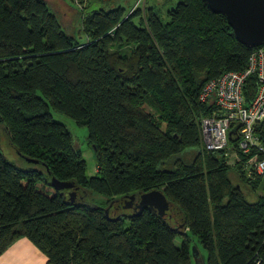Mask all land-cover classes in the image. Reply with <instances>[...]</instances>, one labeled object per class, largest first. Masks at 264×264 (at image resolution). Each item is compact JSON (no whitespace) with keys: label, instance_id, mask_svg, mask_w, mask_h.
<instances>
[{"label":"trees","instance_id":"trees-1","mask_svg":"<svg viewBox=\"0 0 264 264\" xmlns=\"http://www.w3.org/2000/svg\"><path fill=\"white\" fill-rule=\"evenodd\" d=\"M167 15L94 9L73 33L46 0H0V142L27 164L0 150V255L26 237L47 264H193L192 234L207 264H264V193L248 200L232 175L253 190L263 177L229 165L230 148L206 149L201 122L214 105L200 100L258 46L240 42L206 0H178ZM255 91L250 77L247 100ZM53 111L89 127L95 175ZM54 178L73 182L75 199ZM153 190L177 208L171 219L116 204L106 213L116 198Z\"/></svg>","mask_w":264,"mask_h":264},{"label":"built area","instance_id":"built-area-1","mask_svg":"<svg viewBox=\"0 0 264 264\" xmlns=\"http://www.w3.org/2000/svg\"><path fill=\"white\" fill-rule=\"evenodd\" d=\"M250 77L256 78V91L249 101L245 87ZM200 100L214 105L201 122L206 149L231 148L235 158L228 157L229 164L251 181L264 177V135L259 130L264 122V44L254 49L245 69L210 80Z\"/></svg>","mask_w":264,"mask_h":264},{"label":"rangeland","instance_id":"rangeland-1","mask_svg":"<svg viewBox=\"0 0 264 264\" xmlns=\"http://www.w3.org/2000/svg\"><path fill=\"white\" fill-rule=\"evenodd\" d=\"M46 1L51 10L56 12L60 16V20L63 21L67 28H72V26H74V29L76 30L73 31L74 33L78 32L82 27L84 13L88 14L94 9L110 10L122 7L126 12H131L135 8L144 9L146 7L154 6L162 12L164 20H167L168 9L174 7L177 4L178 0H86L85 2H81V0ZM53 115L58 121L65 123L68 129L73 134L75 147L83 152V156L87 161V174L89 176L95 175L97 173L98 161L95 154V147L89 141V127L87 125H80L76 122L75 119L63 113L53 111ZM0 150H2L11 161L18 163V165L27 166L25 160L18 153V151L14 147L10 146L9 140L2 138L0 142ZM230 150L227 151L226 156L229 157L230 160H233L235 158V154L233 153L234 151L231 148ZM231 166L236 168L234 165ZM232 178L235 183H240V186L242 187L245 195L250 201H255L261 194L264 193V177L262 179H257V190H253L247 183L241 181L239 175L235 178V175L233 174ZM81 191L84 194H88V190L82 189ZM120 198L122 197L116 199ZM92 199L97 204L106 205L109 198L105 195L93 193ZM114 204H117V202ZM132 209L133 207H127L126 209H124V212H131ZM180 225L177 226V228L182 229V226ZM183 242V235L177 234L176 243L178 245H182ZM190 251L193 264H207L209 255L208 250L203 247L198 237L192 234H190Z\"/></svg>","mask_w":264,"mask_h":264},{"label":"water","instance_id":"water-1","mask_svg":"<svg viewBox=\"0 0 264 264\" xmlns=\"http://www.w3.org/2000/svg\"><path fill=\"white\" fill-rule=\"evenodd\" d=\"M211 9L217 13L224 14L229 24L234 29L237 39L248 47H257L264 44V0H206ZM264 129V122H263ZM232 132H230V135ZM30 162H39L28 158ZM53 184L63 194H68L75 199L78 189L73 182L53 179ZM75 188V189H72ZM72 189L70 192L65 191ZM132 202L133 210L141 213L144 209L157 211L161 217L171 219L177 212V208L167 200L161 191L153 190L141 194L126 195L120 199L113 200L106 208L109 214L111 207L116 204V209H126L128 202ZM181 234L184 231H180Z\"/></svg>","mask_w":264,"mask_h":264},{"label":"crops","instance_id":"crops-1","mask_svg":"<svg viewBox=\"0 0 264 264\" xmlns=\"http://www.w3.org/2000/svg\"><path fill=\"white\" fill-rule=\"evenodd\" d=\"M47 262V256L26 237L18 239L0 255V264H47Z\"/></svg>","mask_w":264,"mask_h":264},{"label":"flooded vegetation","instance_id":"flooded-vegetation-1","mask_svg":"<svg viewBox=\"0 0 264 264\" xmlns=\"http://www.w3.org/2000/svg\"><path fill=\"white\" fill-rule=\"evenodd\" d=\"M134 204L131 202V203H129L128 202V207H132Z\"/></svg>","mask_w":264,"mask_h":264}]
</instances>
